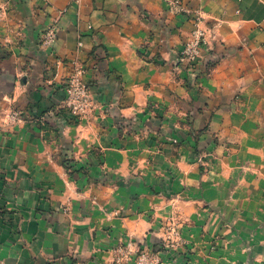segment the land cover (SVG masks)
<instances>
[{"label": "crops", "instance_id": "1", "mask_svg": "<svg viewBox=\"0 0 264 264\" xmlns=\"http://www.w3.org/2000/svg\"><path fill=\"white\" fill-rule=\"evenodd\" d=\"M174 1L0 0V264H117L113 249L158 221L146 223L143 185L121 173L155 171L168 157L172 166L180 155L173 141L192 139V127L214 145L213 172L229 161L264 185V0H178V11ZM199 16L206 42L185 68L180 54ZM52 25L57 38L43 45ZM80 67L97 115L74 120L57 107ZM9 105L31 115L8 127ZM151 108L159 114L141 117L145 133L120 130L123 115ZM67 155L114 179L69 177ZM99 157L105 163L94 164ZM248 260L264 264V228L212 263Z\"/></svg>", "mask_w": 264, "mask_h": 264}, {"label": "rangeland", "instance_id": "2", "mask_svg": "<svg viewBox=\"0 0 264 264\" xmlns=\"http://www.w3.org/2000/svg\"><path fill=\"white\" fill-rule=\"evenodd\" d=\"M172 8L178 11L175 4ZM200 57L201 55H198L192 61L183 60L181 52L179 59L181 65L184 63L185 68H190L199 61ZM77 70L67 78L63 98L57 107L74 120L97 115L91 86L85 81L84 73L79 76ZM74 74L79 76L83 85H86V102L79 97H72L70 94L68 96L66 92L68 83L74 78ZM71 99L82 104V108L75 111V107L68 103ZM105 110L106 108L102 107L99 116ZM154 112L157 111L151 108L148 113L144 111L142 114L134 111L123 115L124 119L119 122L120 130L142 135L146 132L147 124L141 117L148 114L151 116L159 114H154ZM26 115L29 116L31 113L25 112V109L20 106L9 105L6 112L4 111L8 127L24 121ZM150 127L156 131L154 126ZM191 130L192 139L188 136L184 138L182 137L184 135L180 134L181 138H175L173 141L178 144L179 163L176 162L171 166V160L168 157L169 163L164 161L163 167L156 166L155 171L145 172L141 167L139 172L130 170L126 174L121 173L124 178L130 179V182L138 180L142 183L140 195L146 197V200L138 206L142 211L140 214H144L146 223L149 225L148 218L155 214L158 221L156 225L148 226L144 234L125 237L113 249V261L117 264H213L212 260L217 259L218 253L220 254L228 244L229 246L250 244L251 240H255L256 230L264 228V185L258 184L252 176L253 170L236 167L238 170L236 171L235 165L230 166L228 161L224 172H213L212 170H215L213 162L216 159V156H212L214 154L213 143L211 142L210 147L205 143H200L203 130L195 127ZM150 133L151 131L149 135ZM232 144L234 143L230 141L227 143V149L230 151L227 158H231V161H233L235 150ZM150 159L155 165L157 159L155 157H150ZM62 162L66 174L75 180L114 179L113 174L115 173L83 170L87 166L80 165L79 159L75 156H63ZM142 162L148 163V159ZM93 163L100 165L105 161L99 157ZM158 195L161 199L157 197ZM156 197L162 201V205H166L162 207V210H158L153 205L156 203L154 201ZM236 229H252L253 231L247 232L246 235L239 233L241 236H238ZM244 264H250L249 260Z\"/></svg>", "mask_w": 264, "mask_h": 264}, {"label": "built area", "instance_id": "3", "mask_svg": "<svg viewBox=\"0 0 264 264\" xmlns=\"http://www.w3.org/2000/svg\"><path fill=\"white\" fill-rule=\"evenodd\" d=\"M175 6L180 7V1L175 0L173 2ZM184 10V8H181ZM1 13V12H0ZM201 17H198L197 21V28L193 31L191 38L185 43V47L182 51V58L183 60L192 61L194 60L198 55H200V50L202 44H205L206 38H205V31L200 26ZM58 35V26L52 25L50 26L43 37V44L51 45L57 38ZM78 74L79 76H82V74L85 72V69L83 67L78 68ZM74 78L71 79V81L68 83V88L66 89V92L72 96V97H79L84 102L87 101V89L86 85L82 84L81 79L79 76L73 75ZM71 106L75 107V111L82 108V104L77 103L73 99L69 100L68 102Z\"/></svg>", "mask_w": 264, "mask_h": 264}]
</instances>
